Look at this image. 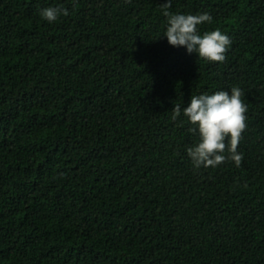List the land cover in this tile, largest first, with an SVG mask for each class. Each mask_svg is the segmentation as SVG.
Here are the masks:
<instances>
[{
    "label": "trees",
    "instance_id": "trees-1",
    "mask_svg": "<svg viewBox=\"0 0 264 264\" xmlns=\"http://www.w3.org/2000/svg\"><path fill=\"white\" fill-rule=\"evenodd\" d=\"M165 4L0 0V264H264V0H170L223 62L169 45ZM234 86L242 162L194 170L172 108Z\"/></svg>",
    "mask_w": 264,
    "mask_h": 264
},
{
    "label": "clouds",
    "instance_id": "clouds-1",
    "mask_svg": "<svg viewBox=\"0 0 264 264\" xmlns=\"http://www.w3.org/2000/svg\"><path fill=\"white\" fill-rule=\"evenodd\" d=\"M73 7L78 0H71ZM170 0H166L163 15L167 18L162 33L169 45L184 47L188 54L195 53L206 61L223 62L232 45L231 37L219 28L200 31V25L211 24L213 17L208 12H169ZM61 15H68L63 6H48L39 10V16L48 23L55 22ZM239 87L220 89L211 94L204 92L190 97L187 105L174 104L172 119L181 115L191 125L189 132L198 140L186 147V153L194 170L216 168L225 161L239 166L243 153L238 151L242 133L247 127V105L242 100Z\"/></svg>",
    "mask_w": 264,
    "mask_h": 264
}]
</instances>
